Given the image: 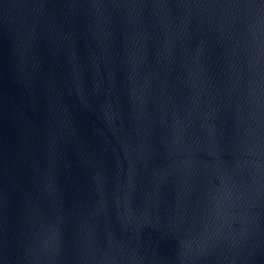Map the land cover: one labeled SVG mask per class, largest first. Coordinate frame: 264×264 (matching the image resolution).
<instances>
[{
    "label": "water",
    "instance_id": "95a60500",
    "mask_svg": "<svg viewBox=\"0 0 264 264\" xmlns=\"http://www.w3.org/2000/svg\"><path fill=\"white\" fill-rule=\"evenodd\" d=\"M0 264H264V0H0Z\"/></svg>",
    "mask_w": 264,
    "mask_h": 264
}]
</instances>
